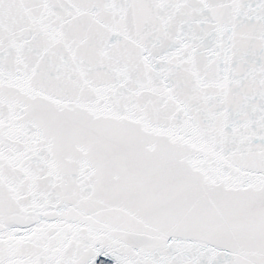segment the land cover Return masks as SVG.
Masks as SVG:
<instances>
[{
  "label": "snow or ice",
  "instance_id": "1",
  "mask_svg": "<svg viewBox=\"0 0 264 264\" xmlns=\"http://www.w3.org/2000/svg\"><path fill=\"white\" fill-rule=\"evenodd\" d=\"M0 264H264V0H0Z\"/></svg>",
  "mask_w": 264,
  "mask_h": 264
}]
</instances>
